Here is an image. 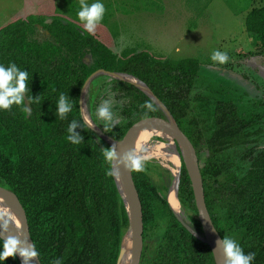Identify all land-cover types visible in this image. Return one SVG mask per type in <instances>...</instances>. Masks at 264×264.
Here are the masks:
<instances>
[{
    "label": "trees",
    "instance_id": "1",
    "mask_svg": "<svg viewBox=\"0 0 264 264\" xmlns=\"http://www.w3.org/2000/svg\"><path fill=\"white\" fill-rule=\"evenodd\" d=\"M65 1L68 6L58 10L38 2L37 9L21 12L0 25V65L15 63L27 70L28 95L39 97L29 103L30 115L23 106L0 109V184L21 202L42 264L57 260L60 264H117L128 226L127 212L115 176L106 175L113 166L103 153L111 145L85 122L79 104L85 80L100 67L135 75L163 103L198 158L204 199L215 227L222 238L237 241L245 254L255 253L252 264H264V142L254 137L264 131L260 123L264 106L261 113L242 111L238 96L225 86L207 94L196 93L198 59L166 58L138 45L116 52L113 46L120 25L112 17L110 2L104 4V18L90 35L83 31L77 15L79 0ZM196 1L207 5L211 0ZM245 15L246 29L256 35L257 50H263L264 3L251 7ZM39 25L49 33L42 32ZM88 55L91 61L85 62ZM102 77L100 88L90 95L88 109L104 133L122 138L143 119L165 120L150 96L128 80L101 74L89 85ZM108 93L126 101L115 111L119 123L105 129L97 109ZM61 94L73 104L65 119L57 112ZM146 101L156 110L142 107ZM73 120L84 137L78 145L67 139ZM147 168L133 172L143 213L140 264H217L208 244L192 234L170 207L168 170L160 165L163 182L158 184ZM177 196L194 214L190 225L202 235L183 159ZM159 222L164 227L150 250L144 236ZM0 264L20 262L15 256Z\"/></svg>",
    "mask_w": 264,
    "mask_h": 264
},
{
    "label": "rangeland",
    "instance_id": "2",
    "mask_svg": "<svg viewBox=\"0 0 264 264\" xmlns=\"http://www.w3.org/2000/svg\"><path fill=\"white\" fill-rule=\"evenodd\" d=\"M23 1L0 0V25L19 14L16 10L21 7ZM37 1L39 5L57 10L64 9L69 4L65 0ZM94 2L96 0H91V3ZM100 2L103 4L110 2L112 17L120 25V34L113 46L116 52H120L127 45H138L139 48L147 47L161 53L166 58L198 59L200 67L196 93L207 94L213 88L220 89L225 86L231 94L238 96L242 111L262 112L264 81L260 82L259 77L264 76V71L260 62L262 57L258 55H264V49L257 50L256 35L246 29L245 14L251 7L263 4L264 0H211L207 5L196 0H100ZM40 29L46 32L45 29L41 27ZM216 50L226 52L230 57L229 62L220 64L212 61L211 56ZM256 74L258 76L254 78ZM102 80L103 77L88 86L89 99L90 95L93 96L100 88ZM104 90L105 86H102L101 92ZM109 98H114L117 102L113 105L114 113L126 101L123 97L111 93H108L106 99ZM256 100L260 103L255 104ZM89 117L91 119L90 114ZM260 118V123L264 127V114ZM149 135L152 140L146 139L144 142H156L155 140L164 142L155 131ZM254 137L259 143H263L264 131ZM168 164L170 165V158ZM160 165L168 170L169 176L170 166L167 164L164 166L159 157L150 156L146 164L147 170L158 184L163 182ZM185 210L191 224L190 218L194 214L187 208ZM163 227L164 223L159 222L157 227L146 231L144 241L150 250L159 240Z\"/></svg>",
    "mask_w": 264,
    "mask_h": 264
},
{
    "label": "water",
    "instance_id": "3",
    "mask_svg": "<svg viewBox=\"0 0 264 264\" xmlns=\"http://www.w3.org/2000/svg\"><path fill=\"white\" fill-rule=\"evenodd\" d=\"M39 27L43 29L42 25H39ZM46 32L49 33L48 30H46ZM258 56L262 58L264 57V55H258ZM89 61H91L90 55L85 57V62H89ZM99 74L110 75L113 77L128 80L132 82L133 84H135L136 86H138L139 88H141L159 106V108L162 110L165 116V120L163 121L160 118L143 119L137 122L131 128H129L122 138H114L113 136H110L104 133L94 122L92 123L88 122L83 115V109H82L83 95H84L85 89L89 86L93 78ZM127 75L133 76L134 78H129L127 77ZM142 83L145 84L141 79L127 72L108 70V69L101 68V67L93 70V72L85 80L81 88V91H80L79 104H80V110H81L82 116L85 122L95 131H97V133L100 136H103L108 141V143L111 145V147L113 146L111 139L118 143V146L116 148L113 146L118 156L122 155L123 153L128 152L129 150L134 151V148L138 142L139 137L141 136L143 132L147 130L164 133L166 135H169L173 139L175 143V147L179 154V159H180L179 160V168H180L179 183H180V178H181L182 159H183L186 170L191 178L192 190L194 194L195 205L197 208V219L199 220L201 224L202 235L199 234L195 229H193L190 223H188L183 218H181L175 212V210L173 209L172 210L175 216L188 228L190 232H192V234H194L197 238H199L200 240L208 244V246L211 249L212 255H214L216 263L224 264V256H223L222 250L216 247V241L218 239H222V236L217 230V228L215 227L214 222L212 221L209 211L206 207V203L204 199V191H203V186H204L203 177L201 173L200 164L193 150L192 144L189 138L178 127L173 116L166 109L163 103L156 97V95L145 84L151 93L146 91L143 88ZM25 105L26 107L30 108L29 101L26 97H25ZM170 119L173 121L174 123L173 125L171 124ZM119 178L120 179L118 180L117 176H115V182H116L117 189L121 195V198L123 200V203H124V206L127 212L128 226L124 234L122 235L117 264H140L141 257H142L141 252H142V246H143V213H142L141 200H140L136 185L134 183L135 179H134L133 172L126 169L123 165H120L119 166ZM177 189H178V186H177ZM7 193H12L15 196L23 212L24 236L21 235V238L23 239L26 237L30 243L31 242L33 243V240L29 233V227L27 223L25 210L21 202L19 201L17 195L12 190L0 184V202H1V205L3 206V211L10 215H12L13 213L11 206L6 197ZM9 234H13V233L9 231ZM2 235L3 234L0 233V236ZM13 235H19V234H13ZM127 239H129L130 242L127 243ZM16 257L19 260L20 264H22V258L18 254L16 255ZM32 264H42L39 256L38 258H34Z\"/></svg>",
    "mask_w": 264,
    "mask_h": 264
},
{
    "label": "clouds",
    "instance_id": "4",
    "mask_svg": "<svg viewBox=\"0 0 264 264\" xmlns=\"http://www.w3.org/2000/svg\"><path fill=\"white\" fill-rule=\"evenodd\" d=\"M80 10L77 15L79 20L83 23V31L94 35L97 26L103 20L106 8L100 0L94 3H87V0H79ZM212 61L220 64L229 62L230 57L226 52L216 50L211 56ZM29 73L27 70H20L15 63L8 67L0 65V109L10 111L13 105L23 106V111L31 114V109L25 106V97L29 103L33 100H39V97L29 96L30 91ZM114 98L106 99L97 109L98 118L104 122V128H113L119 123L116 114L113 111V105L116 104ZM142 107L150 111H155V107L151 101H146ZM73 109V104L68 101V98L61 94L57 104V112L60 119H65ZM80 127L76 120L71 121L68 126L67 139L73 144H81L84 137L76 131ZM147 149L141 147L139 153L146 152ZM104 157L107 162L113 164L112 170L106 172L109 176H118L119 166L123 165L126 169L132 172H145L146 164L150 157L138 154L136 151L129 150L122 155L117 154L115 148L112 146L104 150ZM10 214L0 211V233L3 235V251H0V261H4L9 257H15L17 254L22 258V264H32L34 258H38L39 253L35 245L28 241V239L21 238V235L9 234L10 225L12 221ZM216 247L222 250L224 256V264H252L255 259V253L245 254L239 243L232 238L224 236L222 239L216 241ZM55 264H60V261H55Z\"/></svg>",
    "mask_w": 264,
    "mask_h": 264
},
{
    "label": "bare ground",
    "instance_id": "5",
    "mask_svg": "<svg viewBox=\"0 0 264 264\" xmlns=\"http://www.w3.org/2000/svg\"><path fill=\"white\" fill-rule=\"evenodd\" d=\"M129 78H134L133 76L127 75ZM143 88L148 91L150 90L146 87L145 84L142 83ZM88 101H89V88L87 87L84 91L83 95V102H82V109H83V115L85 119L92 123L90 117H89V109H88ZM171 124L173 125V121L170 119ZM150 132L152 130H147L141 134V136L138 139V142L134 148V151H136L138 154L146 155L148 157L150 156H156L161 159L163 163H166L171 168V172L169 174L170 177V184H169V191L167 194V199L170 204V207L175 210V212L183 218L185 221L190 223L188 220L187 212L185 208L181 205L178 196H177V186L179 184V160H178V151L175 147V143L173 139L164 133L157 132L158 135L161 136V138L164 140V142H161L159 140H155L156 142H144L146 139H150ZM152 140V139H150ZM112 141V145L116 148L118 146V143L116 141ZM141 147H144L147 149L144 153H139V149ZM170 158V165L168 164V158ZM161 162V163H162ZM167 166V167H168ZM117 179L119 180V174L117 176ZM7 200L11 206L12 209V215H10L13 219L11 221L10 225V232L13 234H21L24 236V216L23 212L21 210V207L16 200L15 196L12 193L6 194ZM0 211H3V206L0 202ZM189 213V212H188ZM129 237V235H128ZM130 242L129 239H127V243Z\"/></svg>",
    "mask_w": 264,
    "mask_h": 264
},
{
    "label": "crops",
    "instance_id": "6",
    "mask_svg": "<svg viewBox=\"0 0 264 264\" xmlns=\"http://www.w3.org/2000/svg\"><path fill=\"white\" fill-rule=\"evenodd\" d=\"M37 3H38V1L37 0H24L23 1V3H22V5H21V7H19L17 10H16V12L17 13H21V12H26V11H30V10H34V9H37ZM6 23V22H5ZM264 58V57H263ZM260 62H261V65L263 66V71H264V60L263 59H261L260 60ZM260 68H261V66H260ZM259 72H261V70L259 71ZM262 73V72H261ZM260 78H264V76H262V77H260ZM162 162V161H161ZM162 164L164 165H166V163H163L162 162ZM164 165V166H165Z\"/></svg>",
    "mask_w": 264,
    "mask_h": 264
},
{
    "label": "flooded vegetation",
    "instance_id": "7",
    "mask_svg": "<svg viewBox=\"0 0 264 264\" xmlns=\"http://www.w3.org/2000/svg\"><path fill=\"white\" fill-rule=\"evenodd\" d=\"M263 60H264V58H262ZM258 76V74H256L255 76H253L254 78H256ZM260 78V77H259ZM260 82H263L264 81V78H261L260 80H259Z\"/></svg>",
    "mask_w": 264,
    "mask_h": 264
}]
</instances>
